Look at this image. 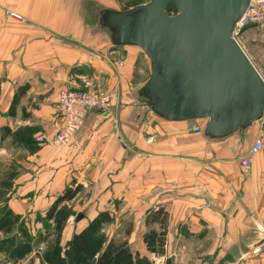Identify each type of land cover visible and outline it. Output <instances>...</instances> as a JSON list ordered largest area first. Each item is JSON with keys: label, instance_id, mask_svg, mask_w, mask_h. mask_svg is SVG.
<instances>
[{"label": "crops", "instance_id": "obj_1", "mask_svg": "<svg viewBox=\"0 0 264 264\" xmlns=\"http://www.w3.org/2000/svg\"><path fill=\"white\" fill-rule=\"evenodd\" d=\"M80 1L0 0V127L18 116L35 127V138L51 137L59 128L53 104L63 90L102 88L120 102L113 115L86 116L74 135L77 149L35 139L33 169L20 178L39 183L23 185L22 195L34 188L52 199L56 190L80 184L94 215L132 216L128 241L144 226L145 214L161 205L169 213V237L184 226L187 238L209 246L204 254L214 261L264 264V250L256 251V224L264 227V151L254 156L250 175H242L238 164L258 123L213 139L203 133L204 120L156 116L141 91L150 72L147 57L136 46H116L97 18L87 24L79 13L87 2ZM8 9L24 20L8 16ZM259 42L263 47L264 38ZM253 55L248 57L264 77V55ZM196 124L200 131H194ZM93 216L75 226L81 229Z\"/></svg>", "mask_w": 264, "mask_h": 264}, {"label": "water", "instance_id": "obj_2", "mask_svg": "<svg viewBox=\"0 0 264 264\" xmlns=\"http://www.w3.org/2000/svg\"><path fill=\"white\" fill-rule=\"evenodd\" d=\"M249 2L148 0L106 9L99 20L116 46H136L147 57L141 91L153 113L172 122L204 120V135L217 139L247 129L264 110V79L231 36Z\"/></svg>", "mask_w": 264, "mask_h": 264}, {"label": "rangeland", "instance_id": "obj_3", "mask_svg": "<svg viewBox=\"0 0 264 264\" xmlns=\"http://www.w3.org/2000/svg\"><path fill=\"white\" fill-rule=\"evenodd\" d=\"M82 1L87 2L86 5H83ZM82 1H80L79 13H85V17L87 18L86 23L93 25L94 20L96 18L99 20L101 13L106 9L119 11L129 5L133 6L147 2L148 0ZM256 29L257 32L253 34L254 36L243 31L239 38L240 46L249 57L254 56L253 54L260 55V57L264 55L262 52L264 46L262 47L259 42V37L264 38V26H258ZM251 43L254 48L250 45ZM249 47L254 49V53L250 51ZM117 63L121 64L120 61H117ZM146 76L148 78L147 73H145L144 77L146 78ZM0 80H2L1 76ZM21 106H24V104H20L19 108ZM6 118H4L3 122H6ZM22 122V118L17 116L12 119L9 126L4 125L0 127V240L7 237L16 238V241H23L29 237L32 238V251L18 264H41L40 256L43 255L48 246V243L43 241L44 238H47L51 243L59 242L61 247H63L66 242V236L73 232H78L83 228L78 229L75 226L76 216L81 213L83 217L86 215L91 217L94 213L86 206L85 202L87 198L85 192L81 191L71 201L61 204L55 220L46 221L44 216L45 211L50 206V200H54L59 196L63 188L56 190V195L52 199L50 196L44 195L45 192L43 190L34 188L27 194L22 195L23 193H21L20 188L23 185H27L28 183L37 185L39 183L36 182V179L25 181L20 178L24 171H28L31 167L33 169L31 165V162H34L32 155L38 150L37 146L30 141L31 135L33 136L36 132L35 127L24 125ZM69 185L73 186V183ZM34 187L38 188L37 186ZM70 216H75L73 224L67 222ZM114 216L116 220L112 224H107L103 227V232L108 238L124 239L126 237L125 231L129 227L131 229L130 234L134 232L132 228V223H134L132 216H129V214H114ZM89 220H86V224ZM152 226L154 225L146 226L144 223V226L137 229L136 233H133L130 241H128L130 235L126 237L131 254L139 250V252L147 255L153 264H228V261L217 262L211 259L209 255H205L204 249L209 246H200L197 238L193 240L187 238L188 236H186V232L183 229L184 226L176 228L170 237L167 229L163 251L159 253L155 249L154 238V233L159 231V227L158 225L156 227ZM184 238L187 241H184ZM174 257L176 261H174ZM0 264L13 263L5 253H0Z\"/></svg>", "mask_w": 264, "mask_h": 264}, {"label": "trees", "instance_id": "obj_4", "mask_svg": "<svg viewBox=\"0 0 264 264\" xmlns=\"http://www.w3.org/2000/svg\"><path fill=\"white\" fill-rule=\"evenodd\" d=\"M132 6V5H129ZM127 6V7H129ZM125 7V8H127ZM124 8V9H125ZM142 90V89H141ZM144 96V93L142 92ZM145 97V96H144ZM30 141L35 144V138L31 135ZM82 189L80 184L67 185L61 194L57 196L45 211V220H55L61 204L71 201ZM169 214L165 207L159 205L147 212L144 223L146 226L158 225L159 231L154 233L155 249L162 253L165 236L168 228ZM115 221L114 214L108 211H98L88 223L78 232H73L64 246L59 242H49L47 250L40 256L41 264H153L145 254L129 251L127 236L130 235V227L126 229L124 239L108 238L103 232V227ZM33 240L27 238L16 241V238H2L0 240V253H5L13 264H18L32 251Z\"/></svg>", "mask_w": 264, "mask_h": 264}, {"label": "built area", "instance_id": "obj_5", "mask_svg": "<svg viewBox=\"0 0 264 264\" xmlns=\"http://www.w3.org/2000/svg\"><path fill=\"white\" fill-rule=\"evenodd\" d=\"M7 14L16 20H24V17L16 11L12 12L8 9ZM247 24L264 26V0H250L246 10L235 23L231 36L239 45L240 35ZM53 107L59 121V128L51 137L39 135L36 140L42 144L70 146L77 149L78 144L74 135L82 127L86 116L95 111L104 116L113 115L118 111L120 102L112 91L86 88L61 91ZM257 123L259 128L256 137L248 151L238 158L240 171L244 176L250 175L254 156L264 151V110ZM193 129L200 131L201 127L196 124ZM74 217L70 216L67 222L73 224ZM256 232L260 236L259 242L256 244V251L264 250V227L256 224Z\"/></svg>", "mask_w": 264, "mask_h": 264}]
</instances>
